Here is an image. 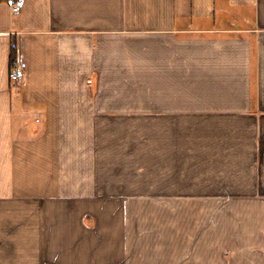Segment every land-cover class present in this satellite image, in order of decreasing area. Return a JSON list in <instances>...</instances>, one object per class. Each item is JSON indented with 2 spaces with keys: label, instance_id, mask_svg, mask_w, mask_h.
<instances>
[{
  "label": "crops",
  "instance_id": "0c3cea01",
  "mask_svg": "<svg viewBox=\"0 0 264 264\" xmlns=\"http://www.w3.org/2000/svg\"><path fill=\"white\" fill-rule=\"evenodd\" d=\"M15 5L0 264H264V0Z\"/></svg>",
  "mask_w": 264,
  "mask_h": 264
},
{
  "label": "built area",
  "instance_id": "2783aa9c",
  "mask_svg": "<svg viewBox=\"0 0 264 264\" xmlns=\"http://www.w3.org/2000/svg\"><path fill=\"white\" fill-rule=\"evenodd\" d=\"M10 4L13 6V11L14 12H18L19 11V7L15 5V2H13V0L9 1ZM23 73H22V69L21 66L16 62L13 65L12 71H11V79L15 82V83H19L23 81Z\"/></svg>",
  "mask_w": 264,
  "mask_h": 264
},
{
  "label": "trees",
  "instance_id": "16d2710c",
  "mask_svg": "<svg viewBox=\"0 0 264 264\" xmlns=\"http://www.w3.org/2000/svg\"><path fill=\"white\" fill-rule=\"evenodd\" d=\"M11 0H0V2H9ZM20 0H13V2H18ZM15 55H16V47L13 48V59L15 58Z\"/></svg>",
  "mask_w": 264,
  "mask_h": 264
},
{
  "label": "rangeland",
  "instance_id": "374dc122",
  "mask_svg": "<svg viewBox=\"0 0 264 264\" xmlns=\"http://www.w3.org/2000/svg\"><path fill=\"white\" fill-rule=\"evenodd\" d=\"M13 63H14V62H13ZM15 63H16V62H15ZM15 63H14V64H15Z\"/></svg>",
  "mask_w": 264,
  "mask_h": 264
}]
</instances>
